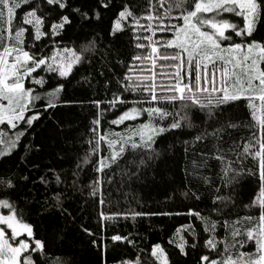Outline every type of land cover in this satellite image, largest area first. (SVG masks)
I'll return each instance as SVG.
<instances>
[{"label": "snow or ice", "instance_id": "snow-or-ice-1", "mask_svg": "<svg viewBox=\"0 0 264 264\" xmlns=\"http://www.w3.org/2000/svg\"><path fill=\"white\" fill-rule=\"evenodd\" d=\"M80 68L77 83L102 98H68ZM85 106L95 112L80 132L60 113ZM37 125L51 129L56 166L40 162ZM168 160L182 180L167 199L203 209L102 210L105 184L121 191ZM77 195L82 212L89 199L101 206L102 229L120 216L194 218L168 240L185 264H264V0H0V264H77L65 206ZM33 216L47 217L48 231ZM79 227L99 264H108L105 239L135 250L118 264H171L160 243L148 250L131 233Z\"/></svg>", "mask_w": 264, "mask_h": 264}, {"label": "trees", "instance_id": "trees-1", "mask_svg": "<svg viewBox=\"0 0 264 264\" xmlns=\"http://www.w3.org/2000/svg\"><path fill=\"white\" fill-rule=\"evenodd\" d=\"M78 3L84 5H93L94 0H78ZM103 19L100 22V28L106 29L109 25L112 13H102ZM103 34V33H102ZM105 39H108L105 37ZM128 36L118 37L116 45L120 47H127ZM81 74H87L83 68H80L76 74L71 77L67 84V95L68 98L74 100L87 101L94 95H98L102 98V93H94V90L86 84L77 83L81 79ZM95 84V80L92 81ZM95 112L94 108L85 106L83 109L76 107L71 109H63L61 113L66 120H69L74 125L78 126V131L83 132L85 125L92 119V114ZM114 118L111 115L106 117L107 119ZM250 119V117H246ZM41 124L44 123L42 120ZM104 128L107 129L108 125L105 122ZM37 130L40 131V125H37ZM245 133L241 132L240 135ZM51 129L40 131V135L37 137L38 142L45 144V152L40 154L41 163H48L50 167L56 166L55 163H49L50 157L48 153L51 151ZM168 139H171L170 137ZM168 140L161 141L159 146L165 145ZM61 167H68L67 163L60 165ZM93 178L91 169L86 171L82 175V180L85 184L89 183ZM182 175L180 174L179 168L173 166L172 160L162 162L159 166L158 172L155 176L149 175L147 180L134 182L131 187L125 186L121 191L116 190V186L109 188L107 184L104 185V197L105 205L102 210L106 213H124L128 211H157L160 209L169 211H187V208L191 206L193 210L203 209V204H197L195 201H185L182 197H177L175 200H168L167 194L173 187L180 184ZM30 187V186H29ZM254 182L244 183L241 189L240 199L245 203L248 202L249 197L254 195L255 192ZM40 193H44L43 187H40ZM127 193V196L124 194ZM50 194V193H49ZM110 201V203H109ZM84 203L83 198L79 195L66 202L68 210L76 217L75 223L69 222L67 229L70 238L74 242V255L77 260V264H99V257L96 250L93 249L88 243L89 237L80 231V225L85 228H89L97 235H103L104 237H111L112 235L128 236L132 234L131 238L141 247L150 250L151 246L156 243H160L168 253L171 264H185V260L177 255V250L168 244V240L172 237L176 228L182 224L189 222L198 223L194 218L184 216H153V217H136L132 219H125L123 216L116 217L106 222V228L102 229L100 224L97 223V213L101 210V206L98 203H94L93 200L89 199L87 205L81 211V205ZM240 215H244L245 212L241 208L239 211ZM27 218V217H26ZM33 221H39L38 232L44 233L48 231L47 217H32ZM61 227L64 226L63 221L60 222ZM105 243L109 245L108 253V264H118L121 258H129V253L135 250L129 245L117 242L115 245L110 239H105ZM64 250V246L58 243L54 251L60 254Z\"/></svg>", "mask_w": 264, "mask_h": 264}]
</instances>
